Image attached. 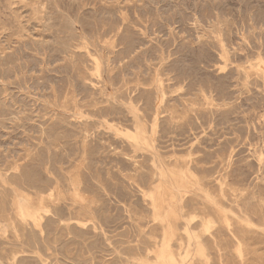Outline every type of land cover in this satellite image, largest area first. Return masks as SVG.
Wrapping results in <instances>:
<instances>
[{
    "label": "rangeland",
    "instance_id": "rangeland-1",
    "mask_svg": "<svg viewBox=\"0 0 264 264\" xmlns=\"http://www.w3.org/2000/svg\"><path fill=\"white\" fill-rule=\"evenodd\" d=\"M0 264H264V0H0Z\"/></svg>",
    "mask_w": 264,
    "mask_h": 264
}]
</instances>
